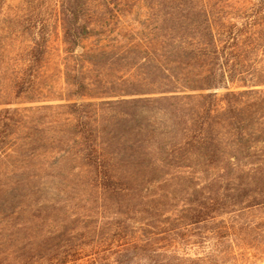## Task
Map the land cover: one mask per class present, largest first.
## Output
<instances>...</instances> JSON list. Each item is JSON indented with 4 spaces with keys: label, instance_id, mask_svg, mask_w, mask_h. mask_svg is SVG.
<instances>
[{
    "label": "rangeland",
    "instance_id": "1",
    "mask_svg": "<svg viewBox=\"0 0 264 264\" xmlns=\"http://www.w3.org/2000/svg\"><path fill=\"white\" fill-rule=\"evenodd\" d=\"M169 224L184 264H264V0H0V264Z\"/></svg>",
    "mask_w": 264,
    "mask_h": 264
},
{
    "label": "trees",
    "instance_id": "2",
    "mask_svg": "<svg viewBox=\"0 0 264 264\" xmlns=\"http://www.w3.org/2000/svg\"><path fill=\"white\" fill-rule=\"evenodd\" d=\"M262 82V81H259ZM211 86V85H207ZM193 204L183 210L181 218H188V223H196L202 218H206L204 214L209 212L208 204L202 199H196ZM213 200V198H209ZM206 202V203H205ZM156 229L153 225L150 227ZM148 229L143 231L144 238L134 237L128 241L116 245L111 254L114 257L109 259V256H103L101 259L92 262L93 264H119L121 258L127 255L128 251H132L134 257L142 264H184L188 260L183 254L178 253L180 246L184 245L179 234V228L176 224H169L168 227H161L157 231Z\"/></svg>",
    "mask_w": 264,
    "mask_h": 264
}]
</instances>
